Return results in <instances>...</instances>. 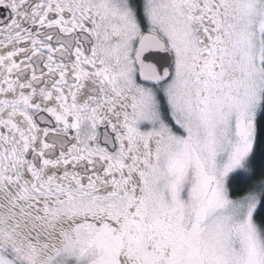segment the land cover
<instances>
[{"label":"snow or ice","instance_id":"1","mask_svg":"<svg viewBox=\"0 0 264 264\" xmlns=\"http://www.w3.org/2000/svg\"><path fill=\"white\" fill-rule=\"evenodd\" d=\"M0 264H264V0H0Z\"/></svg>","mask_w":264,"mask_h":264}]
</instances>
